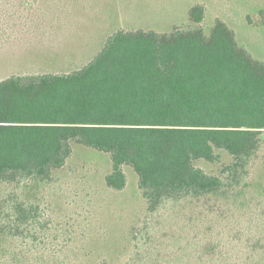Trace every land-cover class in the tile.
<instances>
[{"label": "trees", "instance_id": "obj_1", "mask_svg": "<svg viewBox=\"0 0 264 264\" xmlns=\"http://www.w3.org/2000/svg\"><path fill=\"white\" fill-rule=\"evenodd\" d=\"M203 17L202 6L189 10L190 21ZM263 131L264 61L239 46L222 20L208 35L200 26L117 30L78 69L0 79V233L14 243L37 242L39 209L22 200V189L51 182L72 145L81 144L110 155L105 183L112 190L127 184L124 165L137 175L145 216L128 231L124 264H195L190 250H182L185 260L163 255L166 223L160 229L158 215L200 205L213 211L224 202L246 213L255 197L264 203V173L253 181ZM198 161L219 170L208 173ZM255 223L259 228L237 229L229 241L207 239L198 260L224 257L239 241L243 256L228 255L224 264H258L252 257L261 254L264 264V217Z\"/></svg>", "mask_w": 264, "mask_h": 264}, {"label": "rangeland", "instance_id": "obj_2", "mask_svg": "<svg viewBox=\"0 0 264 264\" xmlns=\"http://www.w3.org/2000/svg\"><path fill=\"white\" fill-rule=\"evenodd\" d=\"M11 1L12 8L0 7V79L12 74L78 69L120 29L163 33L176 27L200 26L208 35L216 19L234 31L239 46L264 61V0ZM2 2L7 5L8 0ZM197 4L204 9L201 23L189 19V10ZM196 165L208 173H216L220 167L206 161ZM110 170L108 153L73 144L71 156L54 171L51 182L30 183L22 189V200L39 209L37 242L14 243L0 233V264H124L132 247L128 231L145 216V205L134 170L123 166L127 184L121 191L106 185L105 176ZM253 170V181H259V174L264 173V144ZM261 198L249 201L246 213L224 202L215 205L213 211L200 205L188 206L171 217L158 215L164 220L158 227L162 229L166 223L159 238L163 255L185 260L187 253L182 255V250H190L195 264H224L228 255L229 259L243 256V243L239 241L226 247L224 257L204 255L198 260L197 254L207 239L221 235L229 241L228 235L237 229L259 228L255 222L264 217ZM173 239H181L180 246ZM261 255L251 257L260 264ZM15 258L24 263H15Z\"/></svg>", "mask_w": 264, "mask_h": 264}, {"label": "crops", "instance_id": "obj_3", "mask_svg": "<svg viewBox=\"0 0 264 264\" xmlns=\"http://www.w3.org/2000/svg\"><path fill=\"white\" fill-rule=\"evenodd\" d=\"M0 2H1V0H0ZM11 3H12V1L10 0H8V3H7V5H6V2H2V3H0V7L1 8H4V7H9V8H12L13 6H11ZM10 5V6H9ZM7 13V11L4 13V14H6Z\"/></svg>", "mask_w": 264, "mask_h": 264}, {"label": "water", "instance_id": "obj_4", "mask_svg": "<svg viewBox=\"0 0 264 264\" xmlns=\"http://www.w3.org/2000/svg\"><path fill=\"white\" fill-rule=\"evenodd\" d=\"M262 138H264V133L262 134Z\"/></svg>", "mask_w": 264, "mask_h": 264}]
</instances>
